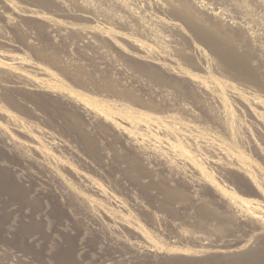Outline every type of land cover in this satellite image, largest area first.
<instances>
[{"label": "rangeland", "instance_id": "obj_1", "mask_svg": "<svg viewBox=\"0 0 264 264\" xmlns=\"http://www.w3.org/2000/svg\"><path fill=\"white\" fill-rule=\"evenodd\" d=\"M121 128L147 153L183 151L209 184L154 172ZM65 185L102 209L67 203ZM232 198L264 210V0H0V264H264V224L237 227ZM106 209L129 221L113 237ZM142 235L162 259L114 243ZM219 243L255 248L225 257Z\"/></svg>", "mask_w": 264, "mask_h": 264}, {"label": "bare ground", "instance_id": "obj_2", "mask_svg": "<svg viewBox=\"0 0 264 264\" xmlns=\"http://www.w3.org/2000/svg\"><path fill=\"white\" fill-rule=\"evenodd\" d=\"M194 25V24H193ZM199 25V24H198ZM190 28V27H189ZM231 28V27H229ZM233 28V27H232ZM231 28V29H232ZM203 30V29H202ZM216 30V29H215ZM224 30V29H223ZM230 30V29H229ZM214 31V30H213ZM220 32V31H219ZM223 31L221 30V33ZM223 34V33H222ZM224 35H227L226 33ZM213 45V44H211ZM215 48H217L215 45H213ZM220 46L218 45V49L220 50ZM227 52V51H226ZM225 52V53H226ZM220 53H222V56H225V53L224 51H220ZM230 54V53H229ZM227 56V55H226ZM228 57V56H227ZM230 57V56H229ZM233 60V59H232ZM232 62V61H231ZM234 63V62H233ZM237 67V66H236ZM234 70V69H233ZM222 72V71H221ZM12 73V72H11ZM14 73V71H13ZM251 73V72H250ZM231 75V74H230ZM15 77L17 78H20L19 75H16V72L14 73ZM249 76V75H248ZM255 76V75H254ZM251 77V76H250ZM23 83V82H21ZM12 86V85H11ZM9 86V87H11ZM35 87V85H33ZM22 86H15L13 85L11 88H20ZM68 103H74V105L76 106V108L84 111V112H89L87 110V107L84 106L83 104H79L77 103L76 101H74L73 99L71 98H64ZM72 105V104H71ZM73 105V106H74ZM10 116V115H8ZM9 121L11 122H14V117L10 116L8 117ZM118 134L119 136L121 137L122 141L124 142V144L130 148L131 150L135 151L137 153V155L139 156L140 160H142L143 162H153L155 163V166L156 168H154V172H158L159 170L161 172H163L164 174H166V177L168 176L169 178L170 177H175L176 181L178 182V184H182L184 186H186L187 188H191V189H194V188H198L199 190L203 191V189L206 187L207 184V181L204 179L203 177V174L195 167L193 166V164H189V163H186L185 161L183 162V159L180 158V156H185L184 152L183 151H177L176 154L174 155L173 158L171 157H168L166 155L165 152H161V153H157V152H151V153H147L145 150H144V147L143 145L141 144V142H139V140L137 139L136 136L130 134L129 132H126L124 131L123 128L121 129H118ZM6 138V134H4ZM3 135V136H4ZM49 143L54 145L56 144V142L54 141V139L52 137L49 138ZM9 142V141H8ZM38 142V141H36ZM36 142H35V145H36ZM14 145L16 146H19L22 148V150H30L29 148H34L35 145H33L34 143H31L30 145H27L25 143H21V142H13ZM39 143V142H38ZM11 145V144H10ZM40 145V144H38ZM56 148V147H55ZM38 149V148H37ZM37 153H40V152H37ZM183 154V155H182ZM40 156H42V159L45 157L44 154H40ZM48 156V155H47ZM187 156V155H186ZM188 157V156H187ZM216 157V156H215ZM49 159V156L46 157ZM47 159V160H48ZM222 159V158H221ZM221 159H219V157L216 159H212V160H207V162L209 164H212V165H216V167L219 168V171L220 172H223V173H230L232 172L233 170H236V171H239L238 168L235 166V163L233 160H231L229 163L225 164V163H222ZM31 160V159H30ZM52 160V159H51ZM54 160V159H53ZM49 161V160H48ZM56 163V162H55ZM41 164V163H40ZM39 164V166H40ZM43 166V164L41 165ZM180 169H189L190 171H192V173H194V177H190V178H186L184 176L182 177H178L176 176L178 174L177 171H179ZM74 171V170H73ZM160 172V173H161ZM234 172V171H233ZM240 172V171H239ZM231 174V173H230ZM74 176L77 180V182H79L87 191H90L92 194H95V195H98L102 200H104L105 202L107 203H110V205L113 204V206L115 205L116 207H118L119 209L121 208L117 202H115V200L111 199L110 197H108L106 191L104 190V188L98 184L96 181H94L93 179H91L90 177H88L87 175H85L84 173L80 172V171H74ZM54 177V176H53ZM59 177V176H58ZM57 178V177H56ZM57 180V179H56ZM75 180V181H76ZM170 180V179H169ZM59 181V179H58ZM57 182V181H56ZM60 182V181H59ZM57 182V183H59ZM60 184V183H59ZM63 184V183H62ZM66 184V183H65ZM64 185V184H63ZM67 185V184H66ZM66 185L62 188L65 190V192L63 193V195L65 194L66 195V201L67 203L69 204H72V205H76L78 206L81 211L84 210L85 211H90L91 210H94V208H96L97 210H100L102 209L101 206L92 201L91 199L85 197V196H81V194L79 195L77 192L75 193L73 191V189L69 187H66ZM80 186V187H82ZM59 187V186H58ZM55 188V186H54ZM56 189V188H55ZM59 190V188H57ZM58 192V191H56ZM62 193V191H60ZM51 194V193H50ZM43 195V194H42ZM194 198L193 201H197L199 199L198 197V194H194V196H192ZM59 198V197H58ZM65 198V197H63ZM191 198V199H193ZM225 199V198H224ZM229 199V198H228ZM47 200V199H46ZM60 201V200H59ZM65 203V202H64ZM66 204V203H65ZM63 204V205H65ZM68 204V205H69ZM67 205V206H68ZM226 205H227V209L228 211L230 212L231 216H232V221L237 225V227L239 226H242L243 224H245L248 220V218L250 217H254L256 219H258L261 223L264 224V210H261V208L259 207V205L253 203L252 201H247V200H242V201H239L237 202V199H230L226 202ZM72 207V206H71ZM59 208V207H58ZM74 208V206H73ZM110 208V207H109ZM78 209V208H77ZM78 209V210H80ZM113 209V208H112ZM122 209V208H121ZM70 211V209H68ZM73 210V209H71ZM67 211V212H69ZM119 211V210H118ZM117 211V212H118ZM77 212V211H76ZM80 212V211H79ZM83 212V213H84ZM115 212V211H114ZM70 213V212H69ZM81 213V212H80ZM82 213V214H83ZM87 213V212H86ZM104 213L106 214V216L108 217V220L110 221L109 222V225L107 224L106 226V229L110 232L111 236L113 237L112 235V232L115 231L118 227H125L126 226H129V221L121 216V215H118L113 213V211H111V209H106L104 210ZM103 213V214H104ZM68 214V213H67ZM70 215V214H69ZM105 216V217H106ZM63 217V216H62ZM72 217V216H71ZM230 219V220H231ZM252 220V219H251ZM255 220V219H253ZM232 221H230L232 223ZM256 221V220H255ZM251 225V222L250 224ZM252 226V225H251ZM139 227V226H138ZM137 227V228H138ZM248 227V226H247ZM180 235V234H178ZM185 235V234H184ZM184 235H182L181 233V237H184ZM261 235H264V227L262 229H260V231L257 233V236L256 237H261ZM187 236V235H185ZM180 237V236H179ZM188 237V236H187ZM195 237V236H194ZM138 238V237H137ZM141 240H139L140 242H129V241H125V240H122L120 239L119 237H115L114 239V243L118 246H120L121 248L123 249H126L131 255H134L136 256V259L137 257H142V258H148L149 257H153L156 255V257L158 259H160L161 257V253L159 251V248L153 244V242H151L150 238H147L145 236H141L140 237ZM201 238V236H200ZM184 239V238H183ZM196 239V238H195ZM194 239V240H195ZM202 239V238H201ZM200 239V240H201ZM259 239V238H257ZM198 240H199V237H198ZM204 241V239L202 240ZM201 242L202 243H208L209 242ZM254 243L256 244L257 243V240L254 241ZM205 245V244H204ZM210 246L213 248V251H215L214 253H221L226 255L225 257H228L229 255H231L233 253H238L242 250H244L245 248L249 247L248 249L251 250V252H253L252 250L255 248V245L252 244V245H249L247 244L245 246V248H230V246L228 245H222V244H214V245H211ZM248 250V251H250ZM245 252V250H244ZM223 255V256H224ZM228 255V256H227ZM160 257V258H159ZM162 259V258H161ZM115 260V259H114ZM119 260V259H118ZM146 260V259H145ZM150 260V259H149ZM148 260V261H149ZM123 263V262H122ZM109 264V263H108Z\"/></svg>", "mask_w": 264, "mask_h": 264}]
</instances>
